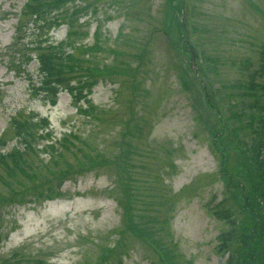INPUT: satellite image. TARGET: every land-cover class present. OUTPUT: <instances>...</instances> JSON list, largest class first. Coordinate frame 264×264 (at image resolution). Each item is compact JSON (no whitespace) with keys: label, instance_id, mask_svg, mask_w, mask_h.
I'll return each instance as SVG.
<instances>
[{"label":"rangeland","instance_id":"374dc122","mask_svg":"<svg viewBox=\"0 0 264 264\" xmlns=\"http://www.w3.org/2000/svg\"><path fill=\"white\" fill-rule=\"evenodd\" d=\"M26 1L0 0V264H227L264 0Z\"/></svg>","mask_w":264,"mask_h":264},{"label":"trees","instance_id":"16d2710c","mask_svg":"<svg viewBox=\"0 0 264 264\" xmlns=\"http://www.w3.org/2000/svg\"><path fill=\"white\" fill-rule=\"evenodd\" d=\"M49 0H27L25 3V10L30 11L34 18L37 19L38 17L45 14V9L47 5H49ZM45 7V9H44ZM178 6H175V11L178 10ZM57 19V18H55ZM52 19H49L51 21ZM43 22H46L44 20ZM59 22L58 20H52V22H49V26L51 27V23ZM44 28V26H41ZM52 47L51 43L47 45L46 48ZM48 54V53H47ZM46 60L49 59V63L54 66L57 63V58L60 59L58 64L61 63V60L63 58L61 53L57 52H50L47 57H45ZM198 73L200 77H202L200 80L205 81L203 70L198 65ZM188 79L186 80L187 85L189 83L193 84V78L198 77V74L195 73V70L193 68V64H190L189 70L184 75ZM189 81V82H188ZM206 83V81H205ZM207 86L206 95H211L210 87ZM257 91H260V101L257 103L259 104L258 107L261 109L260 115L255 113V117H253L252 122V131L254 133L253 138L251 139L250 146L245 149L242 146L237 147L236 150V159L237 162H240L243 170H247V172L250 174V181L249 183H252L251 186V196L250 194L246 193L244 199H245V205L243 206L245 212L248 213V220L250 223L251 231H245L243 230L240 241L241 243L239 245L233 244V239L235 237H232L231 232L227 233L226 237H223L221 239V242L219 246L223 250L224 254H228L227 257V264H264V83L260 84L257 83ZM210 96L209 98H211ZM214 102V101H213ZM215 103V102H214ZM215 105V104H214ZM221 118V117H220ZM222 119V118H221ZM224 123L222 124V127L219 129V131L222 129L228 131V123L226 120H223ZM216 135L218 134V131H214ZM213 133V134H214ZM222 163V167H223ZM238 172L241 173V169L238 168ZM224 176L227 177L229 175V170H224ZM228 180L232 181L231 177H227ZM233 184L230 186H236L235 182L233 180ZM242 182H238V185L242 186ZM255 202H253V199ZM233 235L236 234V232H232ZM233 238V239H232ZM171 264V263H170Z\"/></svg>","mask_w":264,"mask_h":264}]
</instances>
